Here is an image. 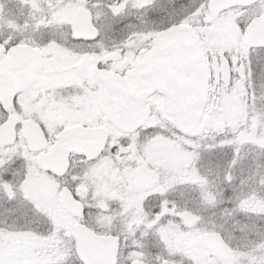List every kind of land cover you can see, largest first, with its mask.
Listing matches in <instances>:
<instances>
[{
  "label": "snow or ice",
  "instance_id": "6c2138e0",
  "mask_svg": "<svg viewBox=\"0 0 264 264\" xmlns=\"http://www.w3.org/2000/svg\"><path fill=\"white\" fill-rule=\"evenodd\" d=\"M0 264H264V0H0Z\"/></svg>",
  "mask_w": 264,
  "mask_h": 264
}]
</instances>
